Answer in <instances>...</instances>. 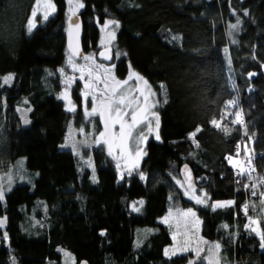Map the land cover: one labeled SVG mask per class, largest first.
I'll list each match as a JSON object with an SVG mask.
<instances>
[{
	"label": "trees",
	"instance_id": "trees-1",
	"mask_svg": "<svg viewBox=\"0 0 264 264\" xmlns=\"http://www.w3.org/2000/svg\"><path fill=\"white\" fill-rule=\"evenodd\" d=\"M81 2L85 53L96 47L100 23L118 22L115 40L123 54L98 61L115 60L118 77L134 68L153 85L160 139H147L137 170L124 172V179L105 146L61 147L73 114L61 92L70 86L81 121L88 78L85 70L80 80V68L67 63V0H54L56 10L31 33L35 0H0V72H13L10 84L0 78V160L25 155L35 172L0 200V264H62L60 245L74 253V264H185L188 252L165 254L172 229L158 218L171 197L202 217L201 232L217 240L221 264H264L260 239L246 227L251 213L264 229V0ZM237 17L240 25L231 29ZM17 105L31 107L29 124ZM244 142L252 156L243 157L250 163L241 174L242 165L229 163V156ZM187 172L207 205L185 195ZM216 198L234 203L213 209ZM136 199L144 201L139 212ZM145 225L156 229L138 241ZM191 264L208 263L201 257Z\"/></svg>",
	"mask_w": 264,
	"mask_h": 264
},
{
	"label": "rangeland",
	"instance_id": "rangeland-1",
	"mask_svg": "<svg viewBox=\"0 0 264 264\" xmlns=\"http://www.w3.org/2000/svg\"><path fill=\"white\" fill-rule=\"evenodd\" d=\"M47 0H35V6L33 11H36V15L33 17V11L31 13L30 19H33L35 24H37V22L44 20L45 18V9L43 8V4L46 3ZM79 2L82 3L81 0H73V4L69 5L68 4V0H67V4H68V13L69 12V8L70 7H75V4ZM51 3H54V0H51ZM78 11V10H76ZM53 11L48 10L47 15L51 14ZM108 21H115L117 22L114 18H107L104 22L99 24V28H100V35L96 44V47H92L90 51L88 52H84V56H92V61H81L80 63H77L75 65L78 66H83L86 63H93L95 62V64H102L105 66V68H110L111 69V76L115 77L116 79L119 80H125L129 77V75H131L132 73H136L139 76L143 77V81H147V88L151 90V92L155 93L154 97H150L148 100V104L149 105H153L155 104V107L150 108V113L154 112L155 113V117L152 118V127H153V132L151 134L148 135V138L150 136H156L158 129L156 128V123L155 120L156 118H158L159 120V113H158V103H159V96L158 93L156 91V89L153 87V85L148 81V79L139 71H137L134 68H130L129 71L127 72V74L124 77H118L115 73V60H113L112 62H104L101 61L99 62L98 60V50L101 47H106L109 46L111 48V52L112 54H114L115 58H118L120 55L123 54V51L118 47L116 40H115V30H116V25L115 24H109L107 28H105V23ZM109 33H114V38L109 40ZM114 58V59H115ZM79 68V67H76ZM11 75L12 76V80L9 83L6 84H10L13 81V72H0V78L2 80L3 83L4 82V77H7ZM69 81V78H68ZM143 81L140 82V87H145V85L143 84ZM137 84V81L135 79H133L132 81H130V86H135ZM100 87H102V85H100ZM86 90H84L85 92ZM84 92H83V99H82V110L81 112V121L77 122L76 121V115L75 112L78 109V106L75 102V100L73 99L72 93H71V89L70 86H68V84L64 85V88L61 92V96L64 99V103L65 106L68 108L69 107V101L71 102V106H73L75 108V111H72V116L70 117L68 126H67V132L64 138V141L60 144L61 147L64 148H71V145L73 143L76 144V150H80L82 148H88V147H92L95 146V144L93 143V141L97 138H99V133L101 131H104V127L103 124L100 120L99 115H96L94 117H87L86 113L91 111V108L93 107L92 101H91V96L89 95L87 98H85L84 96ZM65 94L66 98H65ZM147 95V92L145 93ZM133 95H138V93H136L135 91H133ZM158 101V103H156ZM141 103H143V98H141L140 100ZM29 109H31L30 106H23V105H17L16 110L22 120V122L24 121V119H28L29 121L31 120L30 118V111ZM78 112V111H77ZM238 115V113H237ZM221 119H216L215 123H220ZM24 123V122H23ZM81 129H83V131H81ZM119 128L118 126L114 129V131L118 132ZM140 131H146V128H141ZM138 131L133 132V137L130 140V150H132L134 152L135 150V145L136 143H138ZM147 138V139H148ZM87 141L88 142V147H85L83 145V142ZM147 140L141 145L142 150L144 152V147L146 144ZM243 147L241 148L239 147L236 153H233L229 156V158H231L232 160V164H236L237 161L240 162L242 159V157H246V158H251L252 154L250 153V149L248 147V145L246 144V142L243 143ZM67 145V146H64ZM106 149L107 146L105 145ZM119 155L118 151L114 150L113 153V157H116ZM143 157V156H142ZM141 157V159H142ZM115 159V158H114ZM140 159V161H141ZM116 160V159H115ZM139 161V164H140ZM89 165L92 166V162L91 160L88 159ZM117 163V160H116ZM119 163L122 165V167L120 168L121 172H126L127 168H130L131 165L128 164L125 160L121 159L119 161ZM250 163L249 160L247 161L245 158L243 160V165H242V170L244 171L247 166H249ZM239 165V163H238ZM33 171V170H32ZM33 175H35V172H31V169L28 168V166L25 163V155H20L18 158H15L14 160H0V187H2L5 190L11 186L13 183L17 182V181H32L33 180ZM93 175L95 176V180L98 179V174L96 171V167L95 165H93L92 171H91V177L93 179ZM185 185H187V189L188 191H186L190 196H196V197H200L199 192L197 191V187L195 185V181L193 179V176L190 172H187L185 174ZM189 184L192 185L191 189H189ZM262 196L264 197V190L262 191ZM139 201L140 199H136L135 201L132 202V206L134 205L135 207L139 208ZM223 202V201H232L231 198H216L212 201V205L215 202ZM264 201V200H263ZM188 209H192L195 213L196 216L195 217H188V218H184L181 215H179L180 213L186 212ZM169 211L172 212V216L169 219V223H167L171 229H172V240L171 242L167 243L165 245V250H167V254L171 255V254H177V253H189L190 257L188 259V261L185 264H191L192 262H194L195 260H198L199 258H206L209 256V248L212 247L213 251H214V256L212 257L213 260V264H221L220 263V258H219V248L215 249L214 246L216 244H218L217 240L214 238H209L207 236H205L202 232H201V225H202V217L198 214V212L196 211V209L192 206V205H184L182 204L179 200H176L175 198L171 197L170 200V204L167 208V210L165 211L164 214H162L158 220L162 221L163 218L165 216L168 215ZM5 222V216H2L0 218V224L4 225ZM255 222V223H253ZM251 225V227H248L250 230L252 227H256L258 229V231L260 233H264V229L259 221V218L251 213L247 214V221H246V225ZM156 229V226L154 225H145L143 226V228H139L138 232H137V240L141 241L143 239V237L145 236L146 233H148L149 231H154ZM252 231V230H251ZM185 232H187V236L183 235ZM256 234V233H255ZM175 235V240L173 239V236ZM257 235V234H256ZM257 237L260 239V236L257 235ZM188 241V243L186 244L185 242ZM260 244H261V240H260ZM183 247H188L189 251L184 252L181 249ZM59 249L62 253V264H74L75 263V255L74 253L67 248L64 245H60ZM197 249H199V256H197ZM205 261L208 263V260L205 259ZM79 264H86V260L85 259H81L79 261Z\"/></svg>",
	"mask_w": 264,
	"mask_h": 264
},
{
	"label": "snow or ice",
	"instance_id": "snow-or-ice-1",
	"mask_svg": "<svg viewBox=\"0 0 264 264\" xmlns=\"http://www.w3.org/2000/svg\"><path fill=\"white\" fill-rule=\"evenodd\" d=\"M68 4L72 5L73 0H68ZM84 5L82 3L77 2L75 4V7H70L69 12L70 15L68 17V20L70 22V31H69V37L71 39L73 33L80 28V24L73 20V17L76 16V10L83 8ZM43 8L45 9V19L48 18V10L55 11V5L51 3V0H47L46 3L43 4ZM36 15V11H33V17ZM244 15H247V12L244 13ZM28 27L27 31L31 33L33 29L36 27V24L33 19L28 20ZM109 24H115L117 27L118 22L115 21H108L105 23V28L108 27ZM240 25L239 17H237L236 23L231 24V29H238ZM114 38V33H109V40ZM70 49L72 48V45L70 43L69 45ZM101 57L104 59H108L109 57L106 55V52L100 53ZM81 53L78 49H74L70 52V55L68 57L67 63L69 65H72L75 69L76 67L80 68V80H85V70L87 71V80H85V83L83 85L84 89L86 90L84 92L85 98H87L89 95L91 96V101L93 104V107L91 108L90 112L86 113L87 117H94L96 115H99L100 120L103 124L104 131H101L99 133V138L95 139L93 143L96 145V147H103L107 146V152L109 156H113L114 150L119 152V155L114 157L117 160L116 167L120 169L122 165L119 163L121 159L125 160L128 164L131 165L130 168L126 169L127 175L131 176L134 171L137 170L139 166V161L145 153L142 150L141 145L147 140L148 135L153 132L152 127V118L155 117V113H150V108L155 107V104L149 105L148 100L150 97H154L155 93L151 92L150 89H148L147 81H143V77L139 76L136 73H132L129 75V77L125 80H119L115 77L111 76V69L105 68L102 64H95L93 62L92 64H85L83 66L75 65L74 58L80 57ZM82 59L84 61H92V56H83ZM63 72V69L60 70ZM254 75L253 73L249 74ZM72 78L69 77V80ZM135 79L137 81V84L135 86H130V81ZM12 80V76L9 75L7 77H4V82L9 83ZM143 81V84L145 87H140V82ZM102 85V87H100ZM133 91L138 93V95H133ZM147 92V95L145 94ZM65 94V98H66ZM141 98H143V103L140 102ZM158 103V101L156 102ZM68 111H75V108L71 106V102L69 101V107L67 109ZM30 111V109H29ZM24 124L27 125L30 123L28 119H24ZM236 123H242V120L240 117L237 116V119L235 121ZM156 128L159 127V120L156 118L155 120ZM215 124V121H213ZM118 126L119 130L114 131V129ZM141 128H146V131H140ZM138 131V143L135 145L134 152L130 150V140L133 137V132ZM83 131V129H81ZM199 131V129H197ZM193 137L195 136V133L191 134ZM156 140H159V134L157 132L155 136ZM83 145L85 147H88V142L84 141ZM67 146V145H64ZM72 150L76 151V144L73 143L71 145ZM78 154V153H77ZM85 163H89L88 161H85ZM229 163H232L231 158H229ZM186 167V166H185ZM241 174H243V170L241 171ZM124 172L120 173V178L124 179ZM140 178L144 179L143 174H140ZM93 180H95V176L93 175ZM189 189H191L192 185L189 184ZM245 188L248 186L245 185ZM4 189L0 187V200L4 197ZM253 195H256L255 191L252 193ZM185 195H188L186 192ZM193 199H195L197 204L201 205H207V194L205 193L203 197H196L193 196ZM139 203L142 205L144 203L143 200L139 201ZM233 201H223V202H215L212 205L213 209H219V208H226L233 205ZM245 208H247V205H245ZM133 211L139 212L140 208H137L133 205ZM172 212L169 211L168 215L165 216L162 220L163 223L167 224L169 223V219L172 216ZM184 218L188 217H195L196 213L192 209H188L186 212L180 213ZM255 223V222H253ZM246 227H251V225H246ZM252 232L256 233L260 236L261 244L260 247L264 248V233H260L256 227L251 228ZM183 235L187 236V232H185ZM175 235L173 236V239L175 240ZM186 244L188 241L185 242ZM215 249L219 248V244H216L214 246ZM184 252L189 251L188 247H183L181 249ZM165 254L167 255V250H165ZM197 256H199V249H197ZM213 248H209V256L205 259L208 260V264H213L212 257L214 256Z\"/></svg>",
	"mask_w": 264,
	"mask_h": 264
},
{
	"label": "water",
	"instance_id": "water-1",
	"mask_svg": "<svg viewBox=\"0 0 264 264\" xmlns=\"http://www.w3.org/2000/svg\"><path fill=\"white\" fill-rule=\"evenodd\" d=\"M70 15V14H69ZM68 15V17H69ZM73 20L78 22L80 24V28L79 30L75 31L70 39L69 37V31H70V22L68 20V24H67V31H66V45H67V49L69 52H71L74 49H78L79 52L81 53L80 57H76V58H82L84 56V44H83V30H84V23H83V19L81 17V14L76 11V16L73 17ZM72 45V48L70 49L69 45ZM101 52H106V55L109 57L108 59H104L103 57H101L100 53ZM98 57L102 60L105 61H110L113 58V54L111 52V48L109 46L106 47H101L98 50Z\"/></svg>",
	"mask_w": 264,
	"mask_h": 264
},
{
	"label": "built area",
	"instance_id": "built-area-1",
	"mask_svg": "<svg viewBox=\"0 0 264 264\" xmlns=\"http://www.w3.org/2000/svg\"><path fill=\"white\" fill-rule=\"evenodd\" d=\"M242 159L244 160L243 157H242ZM243 160H241V161L239 162V166L243 165Z\"/></svg>",
	"mask_w": 264,
	"mask_h": 264
}]
</instances>
